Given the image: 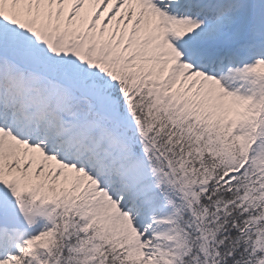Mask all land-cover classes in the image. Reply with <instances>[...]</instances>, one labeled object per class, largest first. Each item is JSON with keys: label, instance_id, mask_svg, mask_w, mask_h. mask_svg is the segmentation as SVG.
Returning <instances> with one entry per match:
<instances>
[{"label": "snow or ice", "instance_id": "6c2138e0", "mask_svg": "<svg viewBox=\"0 0 264 264\" xmlns=\"http://www.w3.org/2000/svg\"><path fill=\"white\" fill-rule=\"evenodd\" d=\"M0 264H264V0H0Z\"/></svg>", "mask_w": 264, "mask_h": 264}]
</instances>
